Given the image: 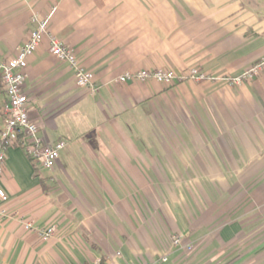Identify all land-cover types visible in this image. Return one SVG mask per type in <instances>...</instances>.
I'll list each match as a JSON object with an SVG mask.
<instances>
[{"label":"crops","instance_id":"1","mask_svg":"<svg viewBox=\"0 0 264 264\" xmlns=\"http://www.w3.org/2000/svg\"><path fill=\"white\" fill-rule=\"evenodd\" d=\"M34 16L50 19L27 107L42 142L66 146L52 170L24 139L8 148L0 264H264V71L218 80L264 58V0H0V62ZM51 37L93 73L95 94L51 56ZM157 69L209 78L117 81ZM6 103L0 80V129Z\"/></svg>","mask_w":264,"mask_h":264},{"label":"built area","instance_id":"2","mask_svg":"<svg viewBox=\"0 0 264 264\" xmlns=\"http://www.w3.org/2000/svg\"><path fill=\"white\" fill-rule=\"evenodd\" d=\"M50 16L38 18L34 16L33 22L36 29L30 33L27 42L20 48L18 53L7 61L0 62V80L7 94V103L3 108L5 115V125L0 129V180L6 162L7 150L24 139L27 146V153L41 163L46 170H52L60 152L65 148L66 143L59 141L53 145H46L39 137L38 126L31 121L27 103L28 98L24 92L27 79L26 70L28 60L32 57L48 35V22ZM50 54L59 62L67 64L75 72L76 85L79 88L87 89L95 94L98 90L94 85V75L92 72L81 67L76 52L71 47L56 37L50 38ZM264 71V58L253 64L241 74L232 77L218 78L228 86H240L258 77ZM209 76L198 69H190L181 75H177L171 70L157 69L144 70L135 73H126L118 78L119 83L128 82H149L153 81L166 87L174 86L178 81L194 80L202 82ZM8 195L0 185V219L8 217L5 205L8 202ZM24 229L28 232L37 233L42 240L48 241L56 234V227L38 228L33 222H23ZM174 246H179V237H172ZM167 258H161L157 263L166 262ZM155 264V263H141Z\"/></svg>","mask_w":264,"mask_h":264}]
</instances>
